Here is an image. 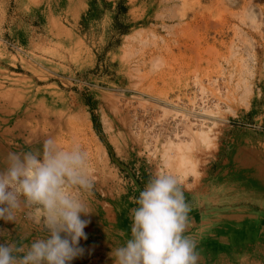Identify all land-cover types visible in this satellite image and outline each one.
I'll return each mask as SVG.
<instances>
[{"label": "rangeland", "instance_id": "obj_1", "mask_svg": "<svg viewBox=\"0 0 264 264\" xmlns=\"http://www.w3.org/2000/svg\"><path fill=\"white\" fill-rule=\"evenodd\" d=\"M262 45L264 0H0V162L38 144L33 128L80 144L91 216L121 244L148 181L176 176L198 264H264V184L242 169L264 167ZM164 101L177 110L162 112ZM33 104L49 115L33 118ZM184 110L212 117H190L209 141L185 175L162 159L168 141L189 140ZM19 221L44 235L23 212Z\"/></svg>", "mask_w": 264, "mask_h": 264}, {"label": "clouds", "instance_id": "obj_2", "mask_svg": "<svg viewBox=\"0 0 264 264\" xmlns=\"http://www.w3.org/2000/svg\"><path fill=\"white\" fill-rule=\"evenodd\" d=\"M93 187L89 153L78 143L63 147L50 137L42 149L8 152L0 162V220L15 222L23 212L44 235L0 243V264H71L82 256ZM135 203L130 238L109 253L114 264H198L197 241L185 234L191 209L176 176L156 174Z\"/></svg>", "mask_w": 264, "mask_h": 264}, {"label": "bare ground", "instance_id": "obj_3", "mask_svg": "<svg viewBox=\"0 0 264 264\" xmlns=\"http://www.w3.org/2000/svg\"><path fill=\"white\" fill-rule=\"evenodd\" d=\"M236 1V0H235ZM242 4L244 3L243 1H241ZM236 4V3H235ZM242 4H239L242 6ZM256 4V3H255ZM227 5V4H226ZM248 5V4H247ZM246 5V6H247ZM258 5V4H257ZM235 6V5H234ZM259 6V5H258ZM228 7V6H227ZM243 7V6H242ZM256 7V6H255ZM242 9V8H241ZM244 10V9H243ZM260 10V9H259ZM242 11V10H241ZM261 11V10H260ZM221 13V12H220ZM242 15V14H241ZM247 19V18H246ZM205 21V20H204ZM249 21V19H248ZM247 21V22H248ZM202 23V22H201ZM237 23V22H236ZM231 24V23H230ZM234 24V23H233ZM232 25V24H231ZM250 25V24H249ZM230 26V25H229ZM236 26V25H235ZM245 26V25H244ZM205 27V26H204ZM232 26H230L229 28H231ZM235 27H233L234 29ZM262 28V27H260ZM232 29V28H231ZM242 29V28H240ZM200 30V29H199ZM238 30V29H237ZM243 30V29H242ZM258 30V29H257ZM255 30V31H257ZM235 32V31H234ZM260 33V32H259ZM188 34V33H187ZM243 34V33H242ZM262 34V32L260 33ZM197 35V34H196ZM236 35V34H235ZM251 35V34H250ZM246 36V35H245ZM256 36V35H255ZM259 36V35H258ZM260 36H263V35H260ZM235 37V36H234ZM237 38V37H236ZM245 38V37H244ZM255 38V37H254ZM262 38V37H261ZM205 40V39H204ZM263 40V39H262ZM250 41V40H249ZM232 43V41H231ZM253 44V43H252ZM255 45V44H254ZM260 45V43H259ZM261 46V45H260ZM260 46L258 48H260ZM257 47V45L255 46ZM263 47V45H262ZM232 48V47H231ZM236 48V47H235ZM264 48V47H263ZM252 49V48H251ZM166 50V49H165ZM255 51V50H254ZM263 51V50H262ZM238 66V65H237ZM241 69V68H240ZM236 70V69H235ZM238 70V69H237ZM235 72V71H234ZM242 73V72H241ZM239 74V73H238ZM229 75V73H228ZM135 87V86H134ZM151 88V87H150ZM142 95V94H141ZM0 96H2L0 94ZM152 97V96H150ZM3 98V96L1 97ZM152 99V98H151ZM154 99V98H153ZM1 103V102H0ZM197 103V102H196ZM156 104H159L161 105L162 107V112L163 111H166L168 112V110H177V108L174 106L173 107V104L170 105L169 103H166L165 101L162 103L160 102H156ZM38 106V108H37ZM37 106H34L33 104V118L35 117H46L47 115H49V112L47 108H44V107H41L40 105H37ZM206 108V107H205ZM166 109V110H165ZM203 109V108H201ZM200 110V109H199ZM183 111V110H182ZM185 111V110H184ZM191 111V110H190ZM193 111V110H192ZM202 111V110H201ZM186 112V111H185ZM203 112V111H202ZM182 113V112H181ZM190 112H186L184 114V117L185 120L182 121V129H184V132L183 134L185 136L188 137L189 140L187 141H183V140H177V142H172V141H168L165 145V147L163 148V153H162V159H163V163L165 165V167L168 169V170H172L173 172L177 171L178 172H183V174L185 175L184 172L186 171H194V165L195 163H198V161H200L199 159V156H205V154H201L199 153V155L195 154V152L193 154L192 151L197 148V144L200 143L201 144H204L209 138H207L206 134H194L191 130L192 128V122L190 121V117H191V120H192V117L194 118H201L202 120H212V117L208 114V117L207 115H205V112L201 113V114H196L194 112V114H192ZM181 115V114H180ZM179 115V116H180ZM170 118V117H169ZM182 118V117H181ZM52 120V119H51ZM61 119L58 120V122L60 121ZM182 120V119H181ZM163 121V120H162ZM194 121V120H193ZM53 122V121H52ZM181 122V121H180ZM184 122V123H183ZM60 123V122H59ZM174 123V122H173ZM47 124V123H46ZM50 124V123H49ZM55 124V123H54ZM194 124V122H193ZM46 126V125H45ZM48 126V125H47ZM46 126V127H47ZM51 126V125H50ZM49 127V126H48ZM53 127V126H52ZM178 127V126H177ZM203 128V127H202ZM48 129V128H46ZM44 128V130H46ZM181 129V130H182ZM38 130V129H37ZM37 130L33 128V138L37 137L38 140L36 143L38 144H33V149H36V148H40L42 149V145H43V141L45 139H48L50 137H52V134H49L48 132H42V134L38 135L37 133ZM43 130V129H42ZM49 130V129H48ZM50 131L51 128H50ZM52 133V132H50ZM180 136V135H179ZM179 136H175V138L179 137ZM57 139V138H56ZM202 141V142H201ZM204 141V142H203ZM209 141V140H208ZM199 152V151H198ZM193 156H195V162L192 161L191 157L193 158ZM248 163V164H246ZM242 169H243V176H245L244 179H246L247 181H251V182H256L260 185H262V183L264 184V167L262 166H258V165H255L254 163H251L249 161H243L242 163ZM262 189V187H260ZM264 190V189H263Z\"/></svg>", "mask_w": 264, "mask_h": 264}, {"label": "crops", "instance_id": "obj_4", "mask_svg": "<svg viewBox=\"0 0 264 264\" xmlns=\"http://www.w3.org/2000/svg\"><path fill=\"white\" fill-rule=\"evenodd\" d=\"M88 219L90 223L84 229L87 239L79 242V247L84 249V254L74 259L71 264H114L109 257L112 248L122 245L116 236L102 226L101 222H97L91 215L82 217ZM20 221L5 223L0 220V243L9 240L23 239L25 243H30L33 235L26 229L19 231ZM7 230V231H3Z\"/></svg>", "mask_w": 264, "mask_h": 264}]
</instances>
